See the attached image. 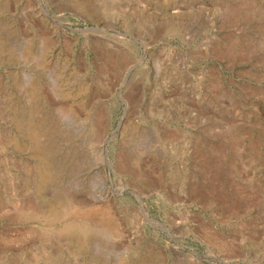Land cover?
Returning <instances> with one entry per match:
<instances>
[{
	"label": "rangeland",
	"instance_id": "1",
	"mask_svg": "<svg viewBox=\"0 0 264 264\" xmlns=\"http://www.w3.org/2000/svg\"><path fill=\"white\" fill-rule=\"evenodd\" d=\"M0 264H264V0H0Z\"/></svg>",
	"mask_w": 264,
	"mask_h": 264
},
{
	"label": "bare ground",
	"instance_id": "2",
	"mask_svg": "<svg viewBox=\"0 0 264 264\" xmlns=\"http://www.w3.org/2000/svg\"><path fill=\"white\" fill-rule=\"evenodd\" d=\"M30 205V204H29ZM28 208L27 206H25L23 209H21V212H25V211H28Z\"/></svg>",
	"mask_w": 264,
	"mask_h": 264
}]
</instances>
